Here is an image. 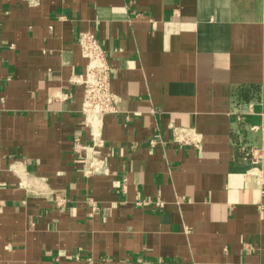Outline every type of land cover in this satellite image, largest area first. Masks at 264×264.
<instances>
[{"label": "crops", "instance_id": "1", "mask_svg": "<svg viewBox=\"0 0 264 264\" xmlns=\"http://www.w3.org/2000/svg\"><path fill=\"white\" fill-rule=\"evenodd\" d=\"M81 31L118 97L93 175ZM262 112L264 0H0V264H264Z\"/></svg>", "mask_w": 264, "mask_h": 264}, {"label": "built area", "instance_id": "2", "mask_svg": "<svg viewBox=\"0 0 264 264\" xmlns=\"http://www.w3.org/2000/svg\"><path fill=\"white\" fill-rule=\"evenodd\" d=\"M78 45L81 56L85 60L84 70L70 78V82L82 87L80 111L84 118V127L90 130V143L85 144L79 137L73 141V148L82 161L85 174H101L105 168V160L99 151L102 145L100 129L103 118L117 113L118 97L110 89L111 70L105 51L97 37L90 31L78 34ZM259 136L264 145V112L260 113L259 123L251 128ZM258 148L251 146L244 149L243 158L255 166L258 163ZM255 168V167H254ZM249 173L251 168L247 170ZM65 198L57 195L55 204L64 206ZM93 210L96 206L90 204ZM162 207V202H156Z\"/></svg>", "mask_w": 264, "mask_h": 264}]
</instances>
